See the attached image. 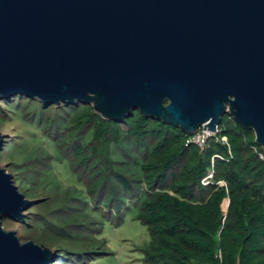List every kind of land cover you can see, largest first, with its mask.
Wrapping results in <instances>:
<instances>
[{
    "label": "water",
    "instance_id": "1",
    "mask_svg": "<svg viewBox=\"0 0 264 264\" xmlns=\"http://www.w3.org/2000/svg\"><path fill=\"white\" fill-rule=\"evenodd\" d=\"M18 95L190 135L228 113L264 147V0H0V100ZM42 200L0 164V264H52L4 226Z\"/></svg>",
    "mask_w": 264,
    "mask_h": 264
},
{
    "label": "trees",
    "instance_id": "2",
    "mask_svg": "<svg viewBox=\"0 0 264 264\" xmlns=\"http://www.w3.org/2000/svg\"><path fill=\"white\" fill-rule=\"evenodd\" d=\"M4 103L55 143V152L29 151L13 167L20 190L43 198L22 224L29 238L55 250L52 264H89L109 254L98 238L102 225L122 219L130 203L151 236L141 248L145 264H264V147L230 114L201 150L183 129L139 111L114 121L81 103L46 106L22 95ZM0 115L8 116L2 107ZM12 145L5 142L0 155L9 148L13 155ZM57 160L68 162L83 189L50 178ZM48 188L52 195L42 197Z\"/></svg>",
    "mask_w": 264,
    "mask_h": 264
},
{
    "label": "rangeland",
    "instance_id": "3",
    "mask_svg": "<svg viewBox=\"0 0 264 264\" xmlns=\"http://www.w3.org/2000/svg\"><path fill=\"white\" fill-rule=\"evenodd\" d=\"M3 101L0 100L1 103ZM15 101L13 100V102ZM0 107L4 108L8 114L5 119L0 121V132L6 136V144H13L12 146L16 148L13 155H11L12 151L10 152V148L8 151L3 150L2 155H0V164L7 167L9 172L12 174L17 172L14 170H18V164L28 160L26 157L29 151L35 153L36 150L44 147L49 152H55V143L45 136L39 127L29 122L28 119L23 118L18 108L8 106L6 103L0 104ZM0 117L3 116L0 115ZM22 143L24 146H20ZM49 176L51 179L60 182L62 188L75 184L83 189V185L77 181L66 160L55 161ZM45 193L47 194L43 193L42 197L51 196L53 192L48 188ZM226 206L227 202L223 204L224 210H227ZM44 210L43 208L40 211ZM105 210L107 211L108 209L106 208ZM137 213L138 205L130 203L122 219L116 215L112 219L105 220L102 225L103 231H100L101 235L99 233L98 238L104 237L107 240V250L110 253L92 260L89 264H145L141 248L151 240V236L148 228L137 219ZM4 226L7 229L18 230L23 241L32 240L29 238L28 231L22 223L5 219ZM97 230H99V227ZM96 231L94 232L97 233Z\"/></svg>",
    "mask_w": 264,
    "mask_h": 264
},
{
    "label": "built area",
    "instance_id": "4",
    "mask_svg": "<svg viewBox=\"0 0 264 264\" xmlns=\"http://www.w3.org/2000/svg\"><path fill=\"white\" fill-rule=\"evenodd\" d=\"M204 128H206V127H204V126L199 127V129L194 134L190 135V137L188 139L189 143L195 144L201 150L206 148L209 140L212 137H217L218 133L220 132L219 126L217 127L216 131H212V130H209L208 128L207 129H204ZM222 140L224 142H227L226 137H222ZM259 155H260L261 159L264 160L263 154L260 153ZM209 178H212V173H210L208 175V177L204 179V183H206L207 179H209Z\"/></svg>",
    "mask_w": 264,
    "mask_h": 264
},
{
    "label": "bare ground",
    "instance_id": "5",
    "mask_svg": "<svg viewBox=\"0 0 264 264\" xmlns=\"http://www.w3.org/2000/svg\"><path fill=\"white\" fill-rule=\"evenodd\" d=\"M227 202V201H226Z\"/></svg>",
    "mask_w": 264,
    "mask_h": 264
}]
</instances>
